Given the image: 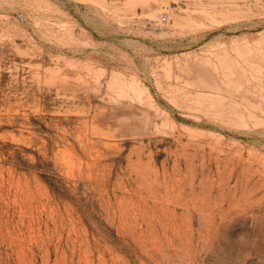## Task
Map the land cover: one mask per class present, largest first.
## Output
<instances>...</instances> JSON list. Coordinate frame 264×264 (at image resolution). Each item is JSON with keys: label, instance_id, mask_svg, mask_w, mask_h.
I'll return each instance as SVG.
<instances>
[{"label": "rangeland", "instance_id": "rangeland-1", "mask_svg": "<svg viewBox=\"0 0 264 264\" xmlns=\"http://www.w3.org/2000/svg\"><path fill=\"white\" fill-rule=\"evenodd\" d=\"M0 264H264V0H0Z\"/></svg>", "mask_w": 264, "mask_h": 264}, {"label": "built area", "instance_id": "built-area-1", "mask_svg": "<svg viewBox=\"0 0 264 264\" xmlns=\"http://www.w3.org/2000/svg\"><path fill=\"white\" fill-rule=\"evenodd\" d=\"M166 19H167V17H166V16H164V17H163V21H164V20H166Z\"/></svg>", "mask_w": 264, "mask_h": 264}]
</instances>
